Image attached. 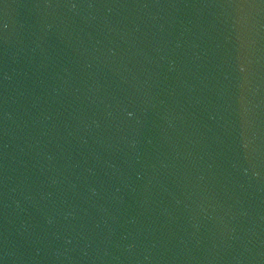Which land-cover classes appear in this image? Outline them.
I'll use <instances>...</instances> for the list:
<instances>
[{"label":"water","instance_id":"water-1","mask_svg":"<svg viewBox=\"0 0 264 264\" xmlns=\"http://www.w3.org/2000/svg\"><path fill=\"white\" fill-rule=\"evenodd\" d=\"M0 264H264V0H0Z\"/></svg>","mask_w":264,"mask_h":264}]
</instances>
